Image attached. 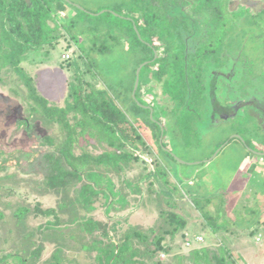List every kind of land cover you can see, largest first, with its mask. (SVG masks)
Masks as SVG:
<instances>
[{
    "label": "rangeland",
    "instance_id": "obj_1",
    "mask_svg": "<svg viewBox=\"0 0 264 264\" xmlns=\"http://www.w3.org/2000/svg\"><path fill=\"white\" fill-rule=\"evenodd\" d=\"M52 1L58 2L62 11H65L57 13V5L51 4L54 22L60 31L59 40L51 48L29 52L21 63L25 74L33 79L38 94L51 106L63 108L66 103L71 104L69 86L79 70L85 82L106 88L115 97L116 103L138 129L148 147L137 153L140 158L137 164L119 176L110 173L116 198L123 199L125 210L106 215V200L100 198L95 204V211L90 215L109 224L118 221L116 233H113L115 240L130 227L140 228L145 233L151 231L163 237L167 252L158 253L155 259L146 256L143 259L146 264H264V162H259V158L251 152L264 153V133L257 124L255 126V120L240 115L227 122L220 118L213 120L209 116L208 106L203 102L194 107V102H191L195 112L191 109L188 111V102H178L183 98V90L178 93L175 89L180 84L179 80L183 79V72H177L176 66L172 67L171 64H167V76L160 78L157 68L151 67L153 60L143 61L146 64L139 73V90L134 98L129 89L126 91L135 76L134 70L139 68L140 61L146 55L141 32L137 31L132 19L138 23L140 18L152 16L155 19L159 14L163 19L167 13L172 20L178 17L189 19V37L193 41H202L207 34L206 17L193 16L190 7L181 5L183 1L186 3L194 0H177L176 3L182 6L186 14L184 17L177 10L180 7L170 6L171 0H151L152 4L150 0ZM218 1L224 0H211V3L222 7ZM223 6L225 9H220L221 14L214 17L222 25L229 20L228 11L244 10L254 16L262 13L264 17V0H225ZM140 23L142 20L139 26ZM164 24L171 35L177 30L179 20ZM142 38L145 37L142 35ZM94 45L92 51L91 46ZM80 48L85 49L87 58L82 55ZM235 48L239 49L240 54L250 56L253 62L255 56L264 58V34L260 32L254 45H250V41L237 42ZM68 50L73 51L69 62L63 59ZM175 52L173 49V54ZM155 53L153 51V55ZM159 53L162 54V51L159 50ZM232 54L236 53L233 51ZM88 60L97 61L95 71L91 66L90 71L85 69ZM73 64L78 66L77 69ZM176 64L179 66L180 63ZM204 65L208 64L202 67L205 85L215 73L211 67L206 68ZM261 69L264 72L263 63ZM224 74L233 80L231 86L240 83L238 77L232 78L233 72ZM0 78V150L8 158L16 156L17 150L26 153L24 159L27 164L26 170L10 167L14 161L8 159L9 168L6 172H0V177L15 175L14 179L5 181V191H0V264H19L12 258L16 254L23 256L24 263L43 264L50 258L55 244L51 239L43 240L39 229L51 219L30 212L20 220L14 213L19 207L33 210L37 203L43 209L56 208L63 197L72 198L70 189L66 195L41 191L45 174L42 155L51 149L43 145V138L50 136L57 143L62 134L55 125H46L39 114L30 116V101L22 81L14 71L4 70ZM168 79L170 83L167 87ZM218 82L219 86H228L222 80ZM167 89H170L169 95L174 98L173 101L164 93ZM252 89L250 92H256ZM239 97L241 93L238 89L235 94L234 91L227 93L232 103L245 100H238ZM256 98L264 102V93H256ZM144 109L150 110L149 115ZM23 120L28 122V127L19 125ZM159 134V140H155ZM111 136L105 134L81 139L80 146L74 151L92 156L101 154L106 149L103 140ZM236 137L243 140V143ZM168 152L174 159L168 156ZM157 165L168 172V183L155 182L149 193V181L143 176ZM196 197L213 198L217 202L212 209L218 227L216 233L210 231L206 213L197 211L193 206ZM198 205L203 204L198 202ZM170 212L187 223L186 229L178 231L174 236L166 232L172 229V223L167 218ZM79 213L84 215L82 211ZM71 218L66 214L62 221ZM185 233L191 238L202 237L203 242L186 247ZM149 238L151 240L152 235ZM93 239H99L98 234H94ZM86 240L91 241L92 238L88 236ZM195 247L210 251H207L204 258L197 260L192 255ZM37 248L40 253L38 259L31 261L25 258L26 254Z\"/></svg>",
    "mask_w": 264,
    "mask_h": 264
},
{
    "label": "trees",
    "instance_id": "obj_2",
    "mask_svg": "<svg viewBox=\"0 0 264 264\" xmlns=\"http://www.w3.org/2000/svg\"><path fill=\"white\" fill-rule=\"evenodd\" d=\"M50 2L47 0H0V75L4 70L14 71L18 79L22 81L30 101V116L39 114L46 125H55L62 134L57 143L50 136L43 138V145L51 149L42 155L45 174L41 191L66 195L70 189L73 196L71 199L63 197L56 208L43 209L39 203L35 204L33 210L19 207L14 216L22 220L32 212L35 216L51 219L39 229L43 240L51 239L55 244L50 258L43 264H146L143 261L146 256L155 259L158 253L167 252L163 237L157 236L151 231L149 234L140 228L130 227L115 240L113 233H116L118 221L109 224L98 221L90 215L95 211V204L100 198L106 200L104 204L107 205L106 215L125 210L123 199L116 198L115 185L110 173L119 176L127 168L138 163L140 158L137 153L140 150L145 151L148 148L138 129L128 120L116 103L115 97L106 88H98L85 82L79 70L75 73L74 81L69 86L71 104L66 103L63 108H58L49 105V102L38 94L33 79L21 68V63L29 52H37L44 47L51 48L59 40L60 31L54 22V11L51 7L53 1L50 0ZM176 2L177 0H171L170 6L180 7L177 10L181 16H186L185 12L181 10L182 6L186 4L190 7L193 16L206 17L207 34L204 40L193 41L189 37L191 20L178 16L172 20L168 13L163 16V19H161V14L155 19L152 16L151 18H140L142 28L138 25L139 21L136 23L132 19V22L137 31L141 32L140 38L144 40L143 49L146 55L140 63L153 60L151 67L157 68L156 72L160 78L167 76L166 70H169L167 64L173 65L172 67L176 66L177 72H183V79L179 80L180 84L176 85L175 89L178 93L183 90V98L178 102H188L187 110L190 111V109L193 110L191 107L194 103L201 102L198 90L201 66L205 63L214 67L220 66L219 57L227 58L232 55L233 50L237 49L235 48L237 42L244 43L249 38L248 31L255 28V23L261 22V19L260 16L247 15L244 10L240 12L228 11L229 20L222 25L216 22L214 17L221 14L220 9L224 7L225 0L218 1L222 7L217 4L212 5L211 0H194L186 3L183 1L182 6ZM56 7L57 13L62 12L60 4ZM176 20H179L177 30L174 29L175 32L169 35V30L165 28L164 23L170 21L176 23ZM142 35L145 38H142ZM257 36L260 37V33ZM135 37L137 36L135 35ZM75 41L77 42V40ZM94 48L95 45L91 46L92 51ZM173 49L176 50L174 54ZM80 50L82 55L87 58L85 49L80 48ZM159 50L163 55L159 53ZM153 51L158 53L155 59ZM169 56L172 59H168ZM176 63H180L179 66ZM96 65L97 61L95 63L88 60L85 69L90 71L91 66L95 71ZM73 67L77 69L78 66L73 64ZM135 71L136 69L134 74ZM134 81L135 76L131 86L126 90L129 89L130 94ZM169 83L168 79L167 87ZM108 87L113 89L112 86ZM169 90L167 89L164 93L169 95ZM173 96L176 95L173 93ZM168 97L173 101L174 98L171 95ZM191 102L194 103L190 105ZM134 104L136 105L135 101ZM144 112L149 115L148 110ZM147 119L150 121L149 117ZM19 125L28 127V122L23 120L19 122ZM105 134L112 136L103 140L106 149L101 154L92 156L88 153L74 151L76 147L80 146L81 139L86 140L87 137L92 138V136ZM159 137L160 134L155 137V140H159ZM15 152L16 156L8 158L0 150L1 173L6 172L9 168L7 167L8 159L14 161V165L10 167L26 170L27 164L24 159L26 153L19 150ZM168 156H170L169 152ZM167 176L168 172L160 165L144 175L143 178L149 181V193L155 182L168 183ZM14 177V174L0 177V191H5V181L10 178L14 179ZM138 189L141 190L139 186ZM8 192L10 193V190ZM213 200V198L196 197L193 200L196 202L192 204L197 211L206 213L210 231L216 233L218 227L214 222L215 217L209 211H205L213 204ZM198 202L203 205H198ZM79 211H82L84 215ZM66 214L72 218L69 221H62ZM167 218L168 222L172 223V229L166 231L167 234L174 236L178 231L186 229V221L175 213H168ZM94 234H98L99 239H93ZM149 235H152L151 240ZM86 236H90L92 240H86ZM71 242L73 243L71 244ZM207 251L210 250L207 248L196 249L192 255L199 260L207 255ZM39 254L37 248L26 254L25 258L32 261L38 259ZM12 258L19 264H28L27 261L24 263L23 256L19 254ZM153 263L161 264L160 262Z\"/></svg>",
    "mask_w": 264,
    "mask_h": 264
},
{
    "label": "flooded vegetation",
    "instance_id": "obj_3",
    "mask_svg": "<svg viewBox=\"0 0 264 264\" xmlns=\"http://www.w3.org/2000/svg\"><path fill=\"white\" fill-rule=\"evenodd\" d=\"M181 10L183 11V9ZM247 15L252 17L254 16L250 12H247ZM255 16H260V19L264 20L262 13L256 14ZM255 25L256 27L253 28L250 32V35H248V37L252 35V38H247L244 43H248L250 41V45H254V42L258 39L256 38V35L260 32H262V35L264 34V21L262 23L257 21ZM233 51L236 54L229 55L227 58L224 56L219 57V62L221 64L218 67L211 66L210 64L204 65L206 68L211 67L215 73L214 76L208 78L207 82H205V85L203 84L204 81L202 80L203 65L201 66L199 72L200 87L198 89L201 95V102L206 103V107L208 106L209 108V116L211 115L213 120L220 118L227 122L228 120L235 119L240 115L244 118L255 120V126L257 124L260 127V131L264 133V125H262V123L264 124V102L257 100L256 98V93H264V72L261 69L262 63L264 64V58L255 56L256 58L253 62L250 56L244 55L243 53V55L240 54L239 49H235ZM224 72H233L234 75L232 78L235 79L238 77V79H240V83L235 86H231L230 83L233 80L226 78ZM219 80L224 81L228 84V86L225 88L223 86H219ZM252 88L256 92H250ZM237 89L241 93V97H239L238 100H245L232 103V100L230 101L229 98H227V93L231 94L232 91H234L235 94V90ZM224 93L226 95H224ZM201 102L194 104L198 105ZM148 111L150 112V110Z\"/></svg>",
    "mask_w": 264,
    "mask_h": 264
},
{
    "label": "built area",
    "instance_id": "obj_4",
    "mask_svg": "<svg viewBox=\"0 0 264 264\" xmlns=\"http://www.w3.org/2000/svg\"><path fill=\"white\" fill-rule=\"evenodd\" d=\"M72 53H73V51L71 50V51H67L64 55H63V59L64 60H69L70 61V59H71V57H72ZM185 237H186V243H185V246L186 247H191V245H192V243L193 244H199V243H201V242H203V238L202 237H199V236H195V237H193V238H191L190 236H189V234L188 233H185ZM162 257H164V256H162Z\"/></svg>",
    "mask_w": 264,
    "mask_h": 264
},
{
    "label": "water",
    "instance_id": "obj_5",
    "mask_svg": "<svg viewBox=\"0 0 264 264\" xmlns=\"http://www.w3.org/2000/svg\"><path fill=\"white\" fill-rule=\"evenodd\" d=\"M156 57H157V54L155 53L154 54ZM154 57V58H156ZM146 63H143L139 66V68L136 70V73H135V81H134V86H133V90H132V97L134 98L135 97V94H136V91H137V88H138V85H139V73L141 71V69L145 66ZM237 140H239L241 143H243V140L239 139L236 137ZM251 152L255 155H258L259 157H264V154L263 153H257L255 151H252ZM173 159L174 157L169 154Z\"/></svg>",
    "mask_w": 264,
    "mask_h": 264
},
{
    "label": "crops",
    "instance_id": "obj_6",
    "mask_svg": "<svg viewBox=\"0 0 264 264\" xmlns=\"http://www.w3.org/2000/svg\"><path fill=\"white\" fill-rule=\"evenodd\" d=\"M53 3L56 4V5H58V2H56V1H55V2L53 1ZM59 13H61V12H59ZM62 13H65V11H64V12L62 11ZM255 152H257V153H261V152H258V151H255ZM253 155H255V154H253ZM255 156H257V157L259 158V162H264V157H259L258 155H255ZM263 172H264V168H263ZM212 202H213V204L208 208L207 211H209V213L214 217V215H213L214 213L212 212V211H213L212 209H213V206H216V203H217V202H215V200H213ZM245 218H247V215H245ZM246 222H247V220H246ZM213 234H214V233H213ZM194 237H195V236H194ZM192 238H193V237H192ZM195 248H196V249H199V248H197V247H195Z\"/></svg>",
    "mask_w": 264,
    "mask_h": 264
}]
</instances>
